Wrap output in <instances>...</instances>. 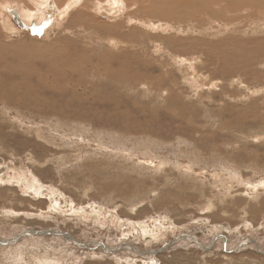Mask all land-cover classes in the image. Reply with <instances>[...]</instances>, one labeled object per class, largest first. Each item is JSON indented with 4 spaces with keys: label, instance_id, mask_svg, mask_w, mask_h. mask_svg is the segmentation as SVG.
Here are the masks:
<instances>
[{
    "label": "rangeland",
    "instance_id": "1",
    "mask_svg": "<svg viewBox=\"0 0 264 264\" xmlns=\"http://www.w3.org/2000/svg\"><path fill=\"white\" fill-rule=\"evenodd\" d=\"M194 1L198 2L193 9V14L190 12L189 17H186L187 12L184 11L186 19L183 18L182 21L178 19L183 12L182 8H185L184 5L191 7ZM215 1L217 0H125L126 3L132 4L131 9L126 8L125 5L120 14L116 12L113 15L108 9H101L104 11L103 14L95 10V6L94 9L89 7L87 11L82 10L81 12H84L82 14L86 16L87 13L93 16V21L96 18L94 22H97L99 26L95 30H88L91 34L85 30L88 35L78 29L69 30L70 32L66 30L72 22L70 19L73 15L57 20L56 22L61 24L58 23V28L51 32H47L42 26H39L40 29L36 26L38 30L20 28L14 21L11 23L18 29L15 37H13L14 34L9 36L4 32L8 30L0 28L6 45L25 42L22 45V51H25L31 48L30 42L38 44L43 41L42 46L49 47L46 56L54 53L53 58H61L58 61H55L56 58L54 61L52 57L49 58L57 67H60L58 70L54 66V70L49 69L50 61L39 60L33 55L35 52L32 50L25 51L28 54L26 58H21L19 63L24 66L23 63L29 61L30 67L39 70L38 72L45 76L38 80L37 75L23 72L24 74L18 77L4 80V87H0V107H2L0 108V264H16L17 262V264H39L40 262H47L46 264H144L145 262V264H264L263 227L256 233L250 234L245 229L248 226H244L245 223L250 227L253 226L252 220H254L255 228L264 226V186H262L264 185V60L253 63L246 56L239 58L230 54L235 51L241 54L243 50L237 45L246 43L247 46L251 45L252 53L260 57L264 56L262 52L264 45L250 44L253 41L258 42V39L261 42L264 38V28H262L264 27V9L257 8L243 12V9L249 8L247 4L250 2L246 5L245 2L238 1L214 4ZM161 2L176 4L175 8L170 9L171 13L163 11L168 19H172L174 11L175 15L171 23L169 20L162 23L163 20L150 17L153 13L152 9ZM8 3L17 4L24 10L29 6L27 3L23 6L22 0H1L0 5L5 6ZM234 4L238 7L232 6ZM14 7L17 8L16 11L21 18L20 23L23 25L21 9ZM197 10L198 13H195ZM201 10L208 13L210 17L207 14V18L204 13L200 15ZM89 12H93V15ZM174 19L179 21L177 20L176 23ZM147 20L149 24L146 23ZM156 23L159 26H156ZM149 27L152 30H149ZM187 27L191 29L188 28L191 32L186 31ZM45 33L49 34L43 39ZM60 33L63 35L60 36ZM93 39L94 41H91ZM74 40L78 42L82 40L84 43L81 41L78 44L75 57L72 56L69 61L64 62L60 54L70 53L68 45L66 48L65 45L75 42ZM103 40L104 43H102ZM111 40L122 42L121 46L118 43L115 49L110 47L112 44L108 41ZM133 42H136L135 45ZM105 43L110 44L112 51ZM171 43H175V46ZM192 44L196 48H193ZM246 45L244 48L247 47ZM52 46L53 48H50ZM80 50L84 51L83 54L81 53L84 57L80 54ZM200 50L202 58L198 56ZM92 52L91 63L85 65L86 54L89 55ZM210 55L218 60L216 62L219 64L212 61L213 58ZM119 60L127 61L126 65L119 64ZM146 61L149 64L144 65ZM11 63L16 65L15 62ZM77 63H83V66ZM77 66L79 67L76 68ZM119 68L126 71L123 77L117 74ZM223 70H229L231 74H227V71L223 73ZM240 72L242 75L239 74ZM138 74L141 76L139 80H137ZM0 75L3 78L1 72ZM44 79H46L45 82ZM170 80L174 84L169 82ZM81 104L82 107H80ZM60 124H62L61 127ZM83 130L87 133L86 136ZM80 135L85 137L81 138ZM69 140L75 142L72 143ZM116 143L119 144L115 145ZM223 143L226 145L224 146ZM99 145H102L104 149ZM192 145L194 148H191ZM214 150L217 153H214ZM135 151L139 152L135 153ZM237 160L241 162L239 163L241 167L238 166ZM217 162L221 164H219L221 168ZM251 163L254 166L253 169H251ZM242 168L248 170L245 171ZM255 184L259 187L256 188ZM250 186L252 187L247 189ZM44 188L45 191H43ZM252 188L256 189L252 191ZM197 190L198 192L195 193ZM211 197L215 199L220 197L221 202L225 199L228 210L222 209L224 205L221 203L220 207V202L217 200L219 203H216ZM173 198L174 201L175 199L178 201L175 203ZM163 201L169 203L168 207L167 203H162ZM128 203L131 205L129 206ZM240 203L245 209L246 204L251 206L246 209L245 216L240 213L243 208L238 210ZM214 204L219 205L214 207ZM69 207L75 210L69 212ZM93 208L96 211L88 215ZM206 208L210 211L205 210ZM108 216L114 219L111 220ZM166 218L169 222L165 220ZM213 218L216 220L211 221ZM210 223L217 224L218 227L224 225L225 227H222L226 230L239 229L240 232L233 235L232 233L227 235L224 231L216 232L212 230ZM132 224L140 226L141 230H133ZM184 228H187L186 231ZM187 231L195 237L197 243L183 240L184 234H190ZM222 232L226 238L221 242L222 235L219 233L223 234ZM146 234H150L151 237L147 238ZM215 237H218L219 243L215 244V248L203 253L201 245L207 248ZM249 239L257 243L261 253L253 244L245 245ZM60 243H62L61 246ZM166 245L167 247H164ZM241 247L244 249L239 252ZM155 251L156 254L153 253ZM13 260L16 262L12 263Z\"/></svg>",
    "mask_w": 264,
    "mask_h": 264
},
{
    "label": "bare ground",
    "instance_id": "2",
    "mask_svg": "<svg viewBox=\"0 0 264 264\" xmlns=\"http://www.w3.org/2000/svg\"><path fill=\"white\" fill-rule=\"evenodd\" d=\"M135 1V0H134ZM142 1V0H141ZM151 1V0H150ZM169 1V0H168ZM173 1V0H172ZM200 1V0H199ZM232 1H238V2H245V5H246V3H248V2H250V3H248L247 5H248V7L249 8H246V9H243V10H241V11H243V12H247L248 10H253V9H264V0H217V1H215V3L214 4H216V2H218V3H231ZM0 2H1V0H0ZM22 5L23 6H25V4L27 3L29 6L27 7V8H25V10L21 7V6H19V5H17V4H14V3H8V4H6L5 6H1L0 5V28L1 29H4V30H8V31H4V32H6V33H8V35L10 36V35H13L14 34V36L13 37H15V35L18 33V29L16 28V26L14 25V24H12L11 23V21H14L15 22V20H14V13L19 17V15H18V13H17V8H15L14 6H17L18 8H20L21 9V11H22V22H23V25L21 24V25H18V24H16V25H18L20 28H32V29H36V26H42L43 28L45 27L46 28V31L47 32H51V31H54V29L58 26V23L59 22H56L57 20H59L61 17H64V18H69V17H71L72 15V18L70 19L72 22H71V24H69V26H68V28L66 29V30H68V32H70L69 30H77L78 29V31L79 30H82V32L85 34V35H88L87 33L90 31V29H91V31L94 29L95 30V28H97L98 26H99V24L97 23V22H94L95 20H96V18H94V21H93V16H90V15H87V13H86V16H84L82 13H84V12H81L82 10L84 11L85 9V11H87L88 9H89V7L90 8H93L94 6H95V10H98V12L99 11H101V9H104V10H106V9H108V11L110 12V13H112L111 15H113L114 13H119L120 14V12H122L123 10H124V6L126 5V8H128L129 10L131 9V5L132 4H129V3H126L125 2V0H123L122 2H120V0H22ZM149 2V1H148ZM159 2V1H158ZM171 2V1H170ZM170 2H161L159 5H156L155 7H154V9H152L153 10V13H151L150 14V17H155V18H157L158 20H160V21H164V22H162V23H166L165 21L166 20H169L170 21V23H171V20L174 18V15H175V13H173L172 12V14H174V15H172L173 17H172V19H168V18H166V17H168V16H166V14L165 13H163V11L164 12H170L171 13V11H170V9L172 8V7H174V6H176V4H174V3H170ZM176 2V1H175ZM185 2V1H184ZM187 2V1H186ZM185 2V3H186ZM189 2V1H188ZM191 2V1H190ZM196 2H198V1H194L193 3H192V6L191 7H189L188 5H184L185 6V8H182V14L180 15V17H178V19H180L181 21L183 20V18L184 19H186L185 18V14H184V11L185 12H187V16L186 17H189V15H190V12H192V14H193V9L195 8V6L197 5L196 4ZM208 2V1H207ZM206 2V3H207ZM131 3V2H130ZM210 3V2H209ZM54 4V6H52ZM148 4V3H147ZM212 4H213V2H212ZM237 4V3H236ZM208 5V4H207ZM209 5H211V4H209ZM223 5V4H222ZM240 5V4H239ZM56 6H58V7H56ZM135 6V5H134ZM147 6V5H146ZM230 6V5H229ZM232 6H237V5H232ZM183 7V6H182ZM199 7V6H198ZM217 7V6H216ZM215 7V8H216ZM238 7V6H237ZM243 7V6H242ZM241 7V8H242ZM132 8H134V7H132ZM153 8V7H152ZM175 8V7H174ZM197 8V7H196ZM201 8V7H200ZM214 8V9H215ZM218 8V7H217ZM225 8V7H224ZM240 8V7H239ZM49 9H51V10H49ZM94 9V8H93ZM127 9V10H128ZM180 8L178 7V10H179ZM202 9H204V8H202ZM205 9H207V8H205ZM210 9V8H209ZM220 9H223V8H220ZM219 9V10H220ZM237 9V8H236ZM208 10V9H207ZM216 10H218V9H216ZM233 10H234V8H233ZM19 11V10H18ZM90 11H91V9H90ZM107 11V12H108ZM136 11V10H135ZM211 11V10H210ZM209 11V12H210ZM223 11H225V10H223ZM234 11H236V10H234ZM238 11V10H237ZM94 12H96V11H94ZM101 12H103V14H104V11H101ZM148 12H149V10H148ZM180 12V11H179ZM214 13H216V12H218V11H213ZM213 12H212V14H213ZM220 12H222V10L220 11ZM89 13H91V12H89ZM93 13V12H92ZM91 13V14H92ZM97 13V12H96ZM100 13V12H99ZM140 13V12H139ZM178 13V12H177ZM195 13H198V10H197V12H195ZM200 13H204V15L206 14L203 10H201V12H199V14ZM106 14V13H105ZM138 14V13H137ZM142 14V13H141ZM146 14V13H145ZM168 14V13H167ZM191 14V15H192ZM208 14V13H207ZM207 14H206V16H207ZM219 14V13H218ZM217 14V15H218ZM93 15V14H92ZM97 16L99 15V14H96ZM201 15V14H200ZM203 15V16H204ZM220 15H222V14H220ZM100 16V15H99ZM120 16V15H119ZM138 16V15H137ZM149 16V15H148ZM170 16V15H169ZM208 16L210 17V15L208 14ZM208 16H207V18H208ZM214 16V15H213ZM212 16V17H213ZM219 16V15H218ZM229 16V15H228ZM13 17V18H12ZM117 17V16H116ZM115 17V18H116ZM130 17H132V16H130ZM194 17H196V16H194ZM110 18H113V17H110ZM143 18V17H142ZM155 18H153V19H155ZM177 18V17H176ZM190 18H191V16H190ZM19 19L21 20V18L19 17ZM133 19V18H132ZM135 19V18H134ZM177 19V20H178ZM192 19V18H191ZM196 19V18H195ZM213 19H214V17H213ZM221 19V18H220ZM19 20V21H20ZM64 20V19H63ZM137 20H140V19H137ZM175 20V19H174ZM173 20V21H174ZM177 20H175L176 21V23H177ZM187 20H189V19H187ZM187 20H184V21H186L187 22ZM68 21V20H67ZM89 21V22H88ZM91 21V22H90ZM144 22H145V20H143ZM151 21V20H150ZM168 21V22H169ZM179 21V20H178ZM196 21V20H195ZM198 21V20H197ZM16 22L18 23V20L16 19ZM15 22V23H16ZM127 22V21H126ZM129 22V21H128ZM135 22H136V20H135ZM138 22H140V21H138ZM137 22V23H138ZM157 22V21H156ZM186 22H185V24H186ZM209 22V21H208ZM264 22V21H263ZM63 23H65V22H63ZM96 23V24H95ZM141 23V22H140ZM146 23H148V20H147V22ZM145 23V24H146ZM150 23V22H149ZM148 23V24H149ZM180 23V22H179ZM193 23H194V20H193ZM193 23H192V25H193ZM236 23H238V22H236ZM59 24H61V23H59ZM147 24V25H148ZM200 23H198V25H199ZM208 24V23H207ZM258 24V23H257ZM261 24V23H260ZM63 25V24H62ZM163 25V24H162ZM170 25V24H169ZM179 25V24H178ZM181 25H182V23H181ZM192 25H191V27H192ZM262 25V24H261ZM61 26V25H60ZM66 26V25H65ZM145 26V25H144ZM143 26V27H144ZM151 26H153V25H151ZM156 26H159V24L158 23H156ZM171 26H174V25H172L171 24ZM184 26H186V25H184ZM190 26V25H189ZM61 27H64V26H61ZM108 27V26H107ZM117 27V26H116ZM179 27H180V25H179ZM250 27V26H249ZM58 28V27H57ZM60 28V27H59ZM89 28V29H88ZM123 28V27H122ZM142 28V27H141ZM145 28V27H144ZM143 28V29H144ZM150 28V27H149ZM162 28V27H161ZM160 28V29H161ZM172 28V27H171ZM186 28V27H185ZM188 28L189 27H187V32L189 31L188 30ZM262 28H264V27H262ZM133 29V28H132ZM145 29H147V28H145ZM179 29V28H178ZM190 29V28H189ZM260 29H261V27H260ZM60 30V29H59ZM61 30H63V29H61ZM85 30H89L88 32H85ZM105 30H106V28H105ZM135 30V29H134ZM149 30H152L151 28L149 29ZM159 30V29H158ZM174 30V29H173ZM180 30V29H179ZM191 30V29H190ZM178 31V30H177ZM60 32H62V31H60ZM81 32V31H80ZM94 32V31H93ZM130 32V31H129ZM179 32V31H178ZM182 32V31H181ZM189 32H191V31H189ZM188 32V33H189ZM10 33H12V34H10ZM58 33V32H57ZM67 33V32H66ZM66 33H64V34H66ZM74 33V32H73ZM72 33V34H73ZM77 33V32H76ZM79 33V32H78ZM177 33V32H176ZM46 35H44V38L43 39H45L47 36H48V34L49 33H45ZM80 34V33H79ZM89 34H91L90 32H89ZM122 34V33H121ZM7 35V36H8ZM63 35V33L61 34L60 33V36H62ZM74 35H76L77 36V34H74ZM93 35H94V33H93ZM96 35V34H95ZM124 35V34H123ZM217 35V34H216ZM59 36V37H60ZM65 36V35H64ZM63 36V37H64ZM70 36H72V35H70ZM81 36V35H80ZM80 36L78 37V38H80ZM91 36V35H90ZM90 36H89V39H90ZM97 36V35H96ZM95 36V37H96ZM109 36V35H108ZM175 36V35H174ZM2 37H4L3 36V34L0 32V72H1V74L3 75V78L1 77V75H0V87H4V80H10V79H12L13 77H18V75H22V73L24 72V73H28V74H34V75H37V79L38 80H40V78L42 77L43 78V75L41 74V73H39L38 71L39 70H37V69H34V68H32V67H30L31 66V63L28 61V63H26V62H24L23 64H24V66L21 64V63H19V61L21 62V58L22 59H24V58H26V56H27V52H25V51H29L30 52V50H32L33 52H35L33 55H35L39 60H48V61H50V62H48L49 63V69H51V68H55L54 66H56L55 65V62H53L54 61V58H56L57 59V57H52V55H54V53L53 54H51V55H49V56H46V53L48 52V50L47 49H49V47H43L42 46V43H43V41H42V43L41 42H39L38 44H36V43H32V42H30L31 44H29V46H31V48L29 47L28 49H26L25 51H22L23 50V44L25 43H23L22 44V42H19V43H17V44H15V43H12L10 46L9 45H6V40H4V38H2ZM65 37H67V36H65ZM73 37V36H72ZM87 37V36H86ZM94 37V36H93ZM97 37H99V36H97ZM104 37H106V36H104ZM122 37V36H121ZM133 37V36H132ZM68 38H70V37H68ZM77 38V37H76ZM107 39H108V37H106ZM127 38V37H126ZM263 38V37H262ZM96 39V38H95ZM98 39V38H97ZM112 39V38H111ZM118 39V38H117ZM116 39V40H117ZM137 39V38H136ZM204 39V38H203ZM7 40H9V39H7ZM79 40V39H78ZM82 40H83V38H82ZM82 40H80V42L82 41ZM105 40V39H104ZM104 40H103V42L102 43H104ZM127 40V39H126ZM10 41V40H9ZM75 41V40H74ZM86 41V40H85ZM89 41V40H88ZM91 41H94V39L93 40H91ZM96 41V40H95ZM102 41V40H101ZM128 41H130L129 39H128ZM127 41V42H128ZM176 41V40H175ZM12 42V41H11ZM15 42V41H14ZM55 42V41H54ZM64 42V41H63ZM73 42V41H72ZM80 42H78V41H75V42H73V43H67L66 45H65V48L67 47V45H68V49H70L71 50V52L70 53H66V52H64V53H62V54H60V56L62 57V59L64 60V62L65 61H69V59H71L72 58V56H74L75 54H77V52H78V50H77V47H78V44L80 43ZM83 43H84V41H82ZM120 41H108V43H111L112 45L110 46V47H112V48H116L117 47V44L119 43ZM174 42V41H173ZM178 42V41H177ZM176 42V43H177ZM186 42V41H185ZM239 42H240V40H239ZM248 42H250V41H248ZM48 43V42H47ZM92 43V42H91ZM96 43V42H95ZM98 43V42H97ZM96 43V44H97ZM99 43H100V40H99ZM101 43V44H102ZM107 43V44H108ZM122 43V42H121ZM121 43H119L120 44V46H121ZM124 43V42H123ZM134 43V45H135V43L136 42H133ZM132 43V44H133ZM179 43V42H178ZM181 43H183V42H181ZM181 43L179 44V45H181ZM216 43V42H215ZM233 43V42H232ZM241 43H242V41H241ZM257 43H259V44H261V45H264V38L261 40V42H259V39H258V42L256 41H253V42H250V44H252V45H256ZM33 44V45H32ZM54 44L55 43H53V46H54ZM86 44H88V42L86 43ZM90 44V43H89ZM96 44H94L95 46H96ZM101 44H99V45H101ZM106 44V43H105ZM106 44V45H107ZM131 44V45H132ZM170 44V43H169ZM171 44H173V43H171ZM186 44V43H185ZM198 44H200V43H198ZM208 44V43H207ZM217 44V43H216ZM236 44H237V42H236ZM239 45H237L241 50H243V52L241 53V54H239V53H235V52H231L230 54L232 55V56H237V57H242V56H246V57H248L249 58V60L251 61H253V63L254 62H256V63H259V62H261V61H263L264 60V56L262 57H260V55H256V54H254V53H252V47H251V45L250 46H247L246 45V43L244 44V43H242V44H240V43H238ZM83 45V44H82ZM81 45V46H82ZM109 45L110 44H108V47H109ZM129 45V44H128ZM127 45V46H128ZM130 45V46H131ZM138 45V44H137ZM142 45V44H141ZM140 45V46H141ZM244 45H246L247 47H245L244 48ZM53 46L52 47H50V48H53ZM89 46V45H88ZM92 46V45H91ZM102 46H104V45H102ZM114 46V47H113ZM119 46V45H118ZM123 46V45H122ZM173 46H175V43L173 44ZM176 46H177V44H176ZM194 45L192 44V47H193ZM211 46V45H210ZM55 47V46H54ZM85 47V46H84ZM87 47V46H86ZM90 47V46H89ZM93 47V46H92ZM97 47H99V46H97ZM109 47V48H110ZM125 47V46H124ZM170 47V46H169ZM177 47H179V46H177ZM254 47V46H253ZM261 47V46H260ZM105 48V47H104ZM112 48H110V50L112 49ZM122 48V47H121ZM171 48V47H170ZM183 49L185 48V47H182ZM193 48H196V47H193ZM198 48V47H197ZM229 48H230V46H229ZM256 48V47H255ZM81 49H82V47H81ZM88 49V48H87ZM90 49H91V47H90ZM89 49V50H90ZM106 49V48H105ZM104 49V50H105ZM132 49V48H131ZM134 49V48H133ZM138 49V48H137ZM172 49H174V48H172ZM177 49V48H176ZM180 49V48H179ZM186 49V48H185ZM263 49V48H262ZM51 50V49H50ZM49 50V51H50ZM100 50V49H99ZM124 50V49H123ZM127 50V49H126ZM130 50V49H129ZM142 50V49H141ZM175 50V49H174ZM197 50V49H196ZM202 50V49H201ZM201 50H200V55H198L199 57L202 55V53H201ZM86 51V50H85ZM90 51H92V50H90ZM112 51V50H111ZM115 51H117V50H115ZM183 51H185V50H183ZM260 51V50H259ZM82 52H84V51H82ZM81 52V50H80V54L82 53ZM95 52V51H94ZM99 51H97V53H98ZM101 52V51H100ZM106 52H109V51H106ZM138 52H139V50H138ZM176 52H178V51H176ZM179 52H180V50H179ZM191 52V51H190ZM262 52H264V51H262ZM57 53V52H56ZM86 53V52H85ZM87 53H89V52H87ZM105 53V52H104ZM119 53V52H118ZM117 53V54H118ZM229 53V52H228ZM253 55H252V54ZM31 54V53H30ZM79 54V55H80ZM83 54V53H82ZM81 54V55H82ZM95 54V53H94ZM107 54V53H106ZM113 54V53H112ZM112 54H108V55H112ZM132 54V53H131ZM136 54V53H135ZM208 54H211V53H208ZM259 54H260V52H259ZM32 55V56H33ZM96 55H98V54H96ZM124 55V54H123ZM133 55V54H132ZM222 55V54H221ZM230 55V56H231ZM262 55H263V53H262ZM31 56V57H32ZM83 56V55H82ZM86 58L87 59H84L85 60V65L86 64H89V63H91V58L93 57V52L91 53V54H89V55H87L86 54ZM113 56V55H112ZM112 56H111V58H112ZM193 56V55H192ZM194 56H196V54L194 55ZM198 56H196V58L198 57ZM213 59H212V61H214V62H216V61H218V60H216L212 55H210ZM51 57L53 58V61L52 60H50L51 59ZM75 57V56H74ZM78 57H80V56H78ZM78 57H76V58H78ZM84 57V56H83ZM103 57H105V56H103ZM103 57H99V58H102L103 59ZM108 57V56H107ZM125 57V56H124ZM129 57H130V55H129ZM143 57V56H142ZM207 57V56H206ZM229 57V56H228ZM37 58H35V59H37ZM50 58V59H49ZM111 58H109V60L111 61ZM118 58H119V56H118ZM117 58V59H118ZM141 57H139V59H140ZM194 58V57H193ZM200 58H202V56L200 57ZM220 58V57H219ZM245 58V57H244ZM5 59H9V61H11V62H15V64L16 65H12V63L11 62H9V61H5ZM55 59V61H58V59H60L61 60V58H58L57 60ZM74 59V58H73ZM96 59H98V58H96ZM114 59H116V58H114ZM116 59V60H117ZM122 59H124V58H122ZM126 59V58H125ZM128 59H130V58H128ZM138 59V58H137ZM205 59H207V58H205ZM209 59H211L210 57H209ZM237 59V58H236ZM247 59V58H246ZM59 60V61H60ZM77 60V59H76ZM75 60V61H76ZM100 60V59H99ZM108 60V61H109ZM121 60V59H120ZM120 60H119V62H120ZM142 60V59H141ZM179 60V59H178ZM195 60V59H194ZM41 61V62H42ZM80 61V60H79ZM104 61V60H103ZM112 61H113V59H112ZM115 61V60H114ZM143 61V60H142ZM154 61V60H153ZM195 61H197V60H195ZM231 61V60H230ZM233 61V60H232ZM244 61H245V59H244ZM249 61V62H250ZM251 61V62H252ZM61 62V61H60ZM59 62V63H60ZM96 62V61H95ZM98 62V61H97ZM96 62V63H97ZM107 62V61H106ZM105 62V63H106ZM118 62V61H117ZM198 62H199V60H198ZM223 62V61H222ZM225 62V61H224ZM223 62V63H224ZM247 62V61H246ZM248 62V63H249ZM73 63H75L76 64V62H73ZM72 62H71V64H73ZM126 63H127V61H122V62H120L119 64H125L126 65ZM145 63V64H144ZM144 63H142V64H144V65H147V64H149V63H147V61L146 62H144ZM153 63V62H152ZM190 63V62H189ZM216 63H218L219 64V62H216ZM47 64V63H46ZM58 64V63H57ZM77 64H79V63H77ZM158 64V63H157ZM192 64V63H191ZM221 64V63H220ZM234 64V63H233ZM22 65V66H21ZM45 65V64H44ZM70 65V64H69ZM81 67L83 66V63L82 64H79ZM94 65V64H93ZM95 65H97V64H95ZM104 65V64H103ZM143 65V66H144ZM239 65V64H238ZM254 65V64H253ZM33 66V65H32ZM48 65H46V67H47ZM61 66V65H60ZM74 66V65H73ZM76 66V65H75ZM74 66V67H75ZM107 66H108V64H107ZM236 66V65H235ZM248 66H249V64H248ZM248 66H245V67H248ZM57 67V66H56ZM79 66H77L76 68H78ZM86 67V66H85ZM94 67V66H93ZM106 67V66H105ZM239 67H240V65H239ZM243 67H244V65H243ZM64 68H65V65H64ZM71 68H73V67H71ZM89 68V67H88ZM102 69H103V67H101ZM235 68V67H234ZM256 68V67H255ZM52 69V70H53ZM56 69H60V67H57ZM63 69V68H62ZM66 69V68H65ZM68 69V68H67ZM75 69V68H74ZM87 69V68H86ZM165 69V68H164ZM177 69V68H176ZM243 69V68H242ZM247 69H249V68H247ZM247 69H245V71L247 70ZM252 69V68H251ZM55 70V69H54ZM53 70V71H54ZM90 70V69H89ZM108 70H109V68H108ZM163 70V69H162ZM230 70H232V69H230ZM234 70V69H233ZM239 70V69H238ZM52 71V72H53ZM62 71V70H61ZM74 71V70H73ZM118 71V70H117ZM227 71V70H226ZM226 71H224L223 70V73L225 72L226 73ZM229 71V70H228ZM227 71V72H228ZM240 71H244V70H241L240 69ZM252 71V70H251ZM258 71V70H257ZM45 72H47V70L45 71ZM72 72V71H71ZM105 72V71H104ZM110 72V71H109ZM116 72V71H115ZM162 72V71H161ZM249 72V71H248ZM253 72V71H252ZM251 72V73H252ZM260 72V71H259ZM23 73V74H24ZM44 73V72H43ZM51 73V72H50ZM90 73V72H89ZM165 74H167L166 72H164ZM258 73V72H257ZM261 73V72H260ZM64 74V73H63ZM65 74H67V73H65ZM71 74V73H70ZM80 74H82V72H80ZM86 73H84V75H85ZM88 74V73H87ZM95 74H96V72H95ZM117 74H119L121 77H123L125 74H126V71H124V70H122L121 68H119V71H118V73ZM117 74H115V75H117ZM227 74H231L230 72H228ZM239 74H241V72L239 73ZM249 74V73H248ZM256 74V73H255ZM259 74V73H258ZM49 75V74H48ZM72 75V74H71ZM91 76H92V74H90ZM104 75V74H103ZM137 75V74H136ZM142 75V74H141ZM159 75H161V74H159ZM242 75V74H241ZM244 75V74H243ZM245 75L247 76V74L245 73ZM254 75V74H253ZM257 75V74H256ZM26 76H27V74H26ZM45 76V75H44ZM47 76V75H46ZM51 76V75H50ZM54 76V75H53ZM63 76V75H62ZM83 76V75H82ZM100 76H102L101 74H100ZM163 76H164V74H163ZM166 76V75H165ZM251 76V75H250ZM262 76V75H261ZM58 77V76H57ZM57 77H55V78H57ZM61 77V76H60ZM67 77H68V75H67ZM81 77V76H80ZM88 77V76H87ZM95 77V76H94ZM99 77V76H98ZM115 77V76H114ZM252 77V76H251ZM260 77V76H259ZM41 78V79H42ZM59 78V77H58ZM57 78V79H58ZM71 78V76L69 77V79ZM74 78V77H73ZM91 78V77H90ZM89 78V79H90ZM158 78V77H157ZM163 78V77H162ZM165 78V77H164ZM79 79H81V78H79ZM78 79V80H79ZM91 79H93V78H91ZM115 79V78H114ZM139 79H141V76L138 74V76H137V80H139ZM243 79V78H242ZM45 80L46 79H44V82H45ZM49 80V79H48ZM47 80V82H49ZM67 80V79H66ZM71 80V79H70ZM113 80V79H112ZM126 80V79H125ZM128 80V79H127ZM160 80H163V79H160ZM165 80V79H164ZM189 80V79H188ZM132 81V80H131ZM192 81V80H191ZM42 82V81H41ZM43 82V83H44ZM53 82V81H52ZM70 82V81H69ZM84 82V81H83ZM113 82V81H112ZM115 82V81H114ZM126 83H128V81H125ZM139 82V81H138ZM161 82V81H160ZM169 82H172L171 80L169 81ZM168 82V83H169ZM194 82V81H193ZM192 82V83H193ZM55 83H57V82H55ZM122 83H123V81H122ZM176 83H177V80H176ZM191 83V84H192ZM195 83V82H194ZM15 84V83H14ZM46 84V83H45ZM65 84V83H64ZM72 84H73V82H72ZM71 84V85H72ZM98 84V83H97ZM171 84V83H170ZM169 84V87L172 85V84H174V82H172V84L170 85ZM178 84V83H177ZM20 85H22V84H20ZM43 85V84H42ZM47 85V84H46ZM49 85V84H48ZM52 85H53V83H52ZM57 85V84H56ZM67 85V84H66ZM65 85V86H66ZM70 85V84H69ZM81 85H82V83H81ZM116 85V84H115ZM117 85H118V83H117ZM153 85V84H152ZM168 85V84H167ZM10 86H12V85H10ZM18 86V85H17ZM79 86V85H78ZM86 86V85H85ZM89 86V85H88ZM158 86H159V84H158ZM197 86H198V84H197ZM40 87V86H39ZM42 87V86H41ZM50 87V86H49ZM59 87V86H58ZM61 87H62V84H61ZM95 87H96V85H95ZM130 87V86H129ZM199 87V86H198ZM29 88V87H28ZM50 88H52V87H50ZM85 88V87H84ZM93 88V87H92ZM142 88H143V86H142ZM165 88H166V83H165ZM167 88H168V86H167ZM191 88V87H190ZM64 89V88H63ZM128 89H130V88H128ZM4 90H5V88H4ZM9 90V89H8ZM59 90V89H58ZM158 90V89H157ZM156 90V91H157ZM26 91V90H25ZM90 91V90H89ZM128 91V90H127ZM165 91H166V89H165ZM24 92V91H23ZM92 92V91H91ZM124 92V91H123ZM263 92V91H262ZM25 93V92H24ZM32 93V92H31ZM27 94V93H26ZM95 94V93H94ZM31 97L32 98H34L32 95H31ZM36 97V96H35ZM30 98V97H29ZM43 100H45V99H43ZM54 100V99H53ZM5 101H6V99H5ZM11 101V100H10ZM13 101H15V100H13ZM28 102V101H27ZM41 102H42V100H41ZM48 102H50V101H48ZM47 102V103H48ZM52 102V101H51ZM9 103V102H8ZM11 103V102H10ZM34 105V104H33ZM32 105V106H33ZM41 105V104H40ZM64 105V104H63ZM66 105V104H65ZM4 106V105H3ZM80 107H82V104H81V106ZM0 108H2V107H0ZM4 108H6V107H4ZM30 108V107H29ZM48 108V107H47ZM62 108V107H61ZM9 109V108H8ZM7 109V110H8ZM11 109V108H10ZM77 109V108H76ZM78 110V109H77ZM173 110V109H172ZM183 110H185V109H183ZM254 110V109H253ZM86 111V110H85ZM3 112H5V111H3ZM86 113H87V111H86ZM6 114V113H5ZM4 114V115H5ZM68 115V114H67ZM68 117V116H67ZM256 117V116H255ZM3 118H5V117H3ZM6 120V119H5ZM60 122H61V120H60ZM59 123V122H58ZM122 123V122H121ZM126 123V122H125ZM145 123V122H144ZM67 124V123H66ZM71 124V123H70ZM75 124V123H74ZM57 125V124H56ZM61 125L62 124H60V127H61ZM121 125V124H120ZM137 125V124H136ZM135 125V126H136ZM71 126H73V125H71ZM80 126H81V123H80ZM80 126H78L79 128H80ZM56 127V126H55ZM87 127V126H86ZM85 127V128H86ZM138 127V126H137ZM140 127V126H139ZM158 127V126H157ZM58 128V127H57ZM65 128V127H64ZM76 128V127H75ZM74 128V129H75ZM141 128V127H140ZM78 129V128H77ZM84 129V128H83ZM82 130V129H81ZM85 130V129H84ZM83 130V133L85 134V136H86V134L87 133H85V131ZM224 130H227V129H224ZM74 131H77V130H74ZM87 131V130H86ZM229 131V130H228ZM96 132V131H95ZM82 133V132H81ZM81 133H79V134H81ZM83 133H82V135H83ZM222 133V132H221ZM71 134H72V132H71ZM76 134H77V132H76ZM75 134V135H76ZM78 134V135H79ZM68 135H70V134H68ZM95 135H96V133H95ZM71 136V135H70ZM84 136V137H85ZM75 137V136H74ZM79 137V136H78ZM80 137H81V135H80ZM84 137H81V138H84ZM66 138V137H65ZM64 138V139H65ZM72 138H73V136H72ZM67 140V139H66ZM74 140V139H73ZM163 140V139H162ZM171 140V139H170ZM69 141H71V140H69ZM256 141V140H255ZM72 142V141H71ZM73 142H75V141H73ZM72 142V143H73ZM159 142V141H158ZM168 142V141H167ZM155 143V142H154ZM230 143V142H229ZM75 144V143H74ZM117 144H119V143H116L115 145H117ZM158 144V143H157ZM224 144V143H223ZM222 144V145H223ZM68 145V144H67ZM153 145V144H152ZM159 145H162V143H159ZM226 144H224V146H225ZM228 145V144H227ZM98 146V145H97ZM99 146H102V145H99ZM104 146H105V144H104ZM119 146V145H118ZM190 146V145H189ZM85 147V146H84ZM106 147V146H105ZM116 147V146H115ZM156 147V146H155ZM161 147V146H160ZM223 147V146H222ZM99 148V147H98ZM102 148H103V146H102ZM162 148V147H161ZM191 148H194V146L192 145V147ZM100 149V148H99ZM104 149V148H103ZM196 149V148H195ZM216 149V148H215ZM224 149V148H223ZM193 150V149H192ZM142 151V150H141ZM145 151V150H144ZM197 151H200L199 149H197ZM215 151V150H214ZM138 153L139 151H135V153ZM235 152V151H234ZM48 153V152H47ZM134 153V154H135ZM179 153V152H178ZM181 153V152H180ZM214 153H217V151H215ZM131 154H133V153H131ZM141 154V153H140ZM139 154V155H140ZM143 152H142V157H143ZM210 154V153H209ZM237 154V153H236ZM141 156V155H140ZM140 156H138V157H140ZM211 156H212V154H211ZM141 157V158H142ZM213 157V156H212ZM254 157V156H253ZM220 158V157H219ZM259 158V157H258ZM33 159H35V158H33ZM222 159V158H221ZM226 159V158H225ZM228 159V158H227ZM36 160V159H35ZM197 160V159H196ZM234 160V159H233ZM254 160H256V158L254 159ZM37 161V160H36ZM225 161V160H224ZM227 161H229V159L227 160ZM240 161V160H239ZM237 162H238V160H237ZM243 162V161H242ZM183 163V162H182ZM239 163H241V162H238V164ZM257 163V162H256ZM217 164H218V162H217ZM220 164V163H219ZM218 164V165H219ZM252 164V163H251ZM185 165V164H184ZM187 165H188V163H187ZM186 165V166H187ZM221 165V164H220ZM219 165V168H221V166ZM237 165V164H236ZM244 165V164H243ZM242 165V166H243ZM247 165V164H246ZM245 165V166H246ZM248 165H250V164H248ZM189 166V165H188ZM217 166V165H216ZM215 166V167H216ZM225 166V165H224ZM234 166H235V164H234ZM238 166H240V164L238 165ZM180 167V166H179ZM198 167V166H197ZM237 167V166H236ZM241 167V166H240ZM250 168H251V166H249ZM253 164H252V168L251 169H253ZM181 168V167H180ZM202 168V167H201ZM227 168H228V166H227ZM226 168V169H227ZM235 168V167H234ZM247 168H248V166H247ZM257 168V167H256ZM255 168V169H256ZM170 169V168H169ZM228 169H230V168H228ZM239 169V168H238ZM245 169V168H244ZM243 168H242V170H244ZM224 169H222V171H223ZM237 170V169H236ZM248 170V169H247ZM246 169H245V171H247ZM255 171V170H254ZM97 172V171H96ZM114 172V171H113ZM237 172V171H236ZM111 174V173H110ZM113 174V173H112ZM218 174V173H217ZM242 174V173H241ZM243 175V174H242ZM251 175H252V172H251ZM251 175H249V176H251ZM245 176V175H244ZM248 176V177H249ZM34 178V177H33ZM10 179V178H9ZM35 179V178H34ZM242 179H243V176H242ZM245 179V178H244ZM34 181V180H33ZM245 181V180H244ZM26 182V181H25ZM35 183V182H34ZM247 182H245V184H246ZM32 184V183H31ZM252 185V184H251ZM256 185V184H255ZM258 185V184H257ZM256 185V186H257ZM38 186H40L39 184H38ZM262 186H264V185H262ZM19 187V186H18ZM252 186H250L249 188L247 187V189H250ZM259 186H257L256 188H258ZM37 188V187H36ZM42 188V187H41ZM40 188V189H41ZM84 188V187H83ZM256 188H254V189H256ZM75 189V188H74ZM198 189V188H197ZM254 189L252 188V191H254ZM42 190V189H41ZM48 190V189H47ZM260 190V189H259ZM43 191H45V188H44V190ZM257 191V190H256ZM7 192V191H6ZM11 192V191H10ZM54 192V191H53ZM190 192H193V191H190ZM196 192H198V190L197 191H195V193ZM202 192V191H201ZM230 192H232V191H230ZM46 193V192H45ZM73 193V192H72ZM75 193V192H74ZM212 193V192H211ZM210 193V194H211ZM40 194V193H39ZM190 194V193H189ZM214 194V193H213ZM212 194V195H213ZM31 195V194H30ZM35 195V194H34ZM50 195H51V193H50ZM195 195V194H194ZM199 195H200V193H199ZM202 195H203V193H202ZM206 195V194H205ZM11 196H12V194H11ZM54 196V195H53ZM62 196V195H61ZM35 197V196H34ZM45 197V196H44ZM55 197V196H54ZM201 197V196H200ZM204 197V196H203ZM203 197H201V198H203ZM53 198V197H52ZM55 198H57V197H55ZM135 198V197H134ZM187 198V197H186ZM191 198V197H190ZM195 198V197H194ZM210 198V197H209ZM222 198V197H221ZM8 199V198H7ZM19 199V198H18ZM72 199V198H71ZM70 199V200H71ZM129 199V198H128ZM128 199H126V201L128 200ZM197 199V198H196ZM211 199H213L216 203H219L220 204V207L222 206L221 205V203L224 205V207L222 208V209H224V210H228V207H227V205H226V202H225V199H223L224 200V202H221V200H220V197L219 198H213V197H211ZM53 200V199H52ZM52 200H51V202H52ZM123 200H125V199H123ZM176 201H178L177 199H175ZM200 200V199H199ZM204 200H205V198H204ZM219 202H218V201ZM229 200V199H228ZM231 200V199H230ZM34 201V200H33ZM64 201V200H63ZM67 201V200H66ZM65 201V202H66ZM72 201V200H71ZM135 201V200H134ZM173 201H174V198H173ZM172 201V202H173ZM176 201H174L175 203H176ZM186 201H187V199H186ZM185 201V202H186ZM21 202V201H20ZM50 202V203H51ZM74 202V201H73ZM167 203L166 201H163L162 203ZM169 202V201H168ZM181 201H179V203H180ZM184 202V201H183ZM183 202H182V204H183ZM195 202V201H194ZM197 202V201H196ZM228 202V201H227ZM53 203H55V201L53 202ZM52 203V204H53ZM126 203V202H125ZM130 203V202H129ZM128 203V205L130 206L131 204H129ZM133 203V202H132ZM208 203H211V202H208ZM230 203H232V202H230ZM228 204L230 207L229 208H231V204ZM234 203V202H233ZM239 203V202H238ZM32 204V203H31ZM35 204V203H34ZM57 204H59V203H57ZM96 204V203H95ZM182 204H180V205H182ZM200 204V203H199ZM219 204H216V205H219ZM236 204V203H235ZM261 204V203H260ZM263 204V203H262ZM33 205V204H32ZM164 205V204H163ZM168 205H169V203H167V207H168ZM183 205H185V204H183ZM186 205H188V204H186ZM195 205V204H194ZM215 204H214V207L216 206ZM240 205L241 206H239L238 207V210L240 211V209L241 208H243V204L242 203H240ZM19 206H20V204H19ZM56 206H58V205H56ZM96 206V205H95ZM133 206V205H132ZM178 206V205H177ZM192 206V205H191ZM29 207V209H30V205L28 206ZM73 207H75V206H73ZM193 208H195L194 206H192ZM198 207V206H197ZM219 207V206H218ZM246 209H248V208H250L251 206L249 205V204H246ZM253 207V206H252ZM33 208V207H32ZM69 208H71V209H69ZM68 208V211L70 212V210L71 211H73V210H75V209H73L72 207H69ZM76 208V207H75ZM81 208V207H80ZM99 208V207H98ZM178 208V207H177ZM185 207H183V209H184ZM217 208V207H216ZM233 208V207H232ZM235 208H237V206L235 207ZM258 208V207H257ZM37 208H35V210H36ZM56 209V208H55ZM83 209V208H82ZM131 209H132V207H131ZM163 209V208H162ZM170 209V208H169ZM173 209V208H172ZM187 209V208H186ZM209 208H206L205 210H207V211H210V209L208 210ZM246 209L245 208H243V210L242 211H240V213L241 214H243L244 216H245V214L244 213H246L247 211H246ZM253 209V208H252ZM46 210V209H45ZM50 210V209H49ZM65 210V209H64ZM84 210H85V208H84ZM115 210V209H114ZM195 210V209H194ZM199 210V209H198ZM231 210V209H230ZM229 210V211H230ZM38 211H40V210H38ZM67 211V210H66ZM96 211V209H92V211H90L89 212V214L88 215H91L93 212H95ZM108 211V210H107ZM181 211V210H180ZM221 211V210H220ZM223 211V210H222ZM246 211V212H245ZM252 211V210H251ZM254 211V210H253ZM262 211H263V206H262ZM37 212V211H36ZM48 212V211H47ZM52 212V211H51ZM62 212V211H61ZM78 212H79V209H78ZM85 212V211H84ZM128 212V211H127ZM237 212V211H236ZM3 213V212H2ZM11 213V212H10ZM24 213V212H23ZM42 213V212H41ZM44 213V212H43ZM49 213V212H48ZM72 213V212H71ZM70 213V214H71ZM75 213V212H74ZM74 213H72V214H74ZM83 213V212H82ZM108 213V212H107ZM170 213V212H169ZM173 213V212H172ZM218 213H220L219 211H218ZM230 213V212H229ZM256 213V212H255ZM255 213L253 214V216L255 215ZM1 214V213H0ZM4 215H5V213H3ZM9 214V213H8ZM14 214V213H13ZM29 214V213H28ZM31 214V213H30ZM34 214V213H33ZM174 214V213H173ZM224 214V213H223ZM231 214V213H230ZM239 214V213H238ZM260 214V213H259ZM7 215V214H6ZM79 215V214H78ZM86 215V214H85ZM94 215V214H93ZM177 215V214H176ZM179 215V214H178ZM181 215V214H180ZM219 215V214H218ZM222 215V214H221ZM229 215V214H228ZM237 215V214H236ZM24 216V215H23ZM31 216H33V215H31ZM42 217H43V215H41ZM40 216V217H41ZM83 216V215H82ZM111 216V215H110ZM188 216H190V215H188ZM220 216V215H219ZM230 216V215H229ZM232 216V215H231ZM230 216V217H231ZM242 216V215H241ZM240 216V217H241ZM48 217H49V215H48ZM78 217V216H77ZM109 217V216H108ZM114 217H115V215H114ZM215 217H218V216H215ZM223 217V216H222ZM233 217V216H232ZM25 218H26V216H25ZM29 218H32V217H29ZM45 218H46V216H45ZM50 218V217H49ZM53 218V217H52ZM83 218V217H82ZM88 218V217H87ZM110 219H111V217H109ZM181 218H182V216H181ZM184 218V217H183ZM206 218V217H205ZM226 218V217H225ZM238 218V217H237ZM112 219H114V218H112ZM111 219V220H112ZM248 219H250V218H248ZM247 219V220H248ZM28 220H30V219H28ZM94 220V219H93ZM108 220V219H107ZM110 220V221H111ZM167 222H169V219H165ZM202 220V219H201ZM209 220V219H208ZM216 219L215 218H213L211 221H215ZM233 220V219H232ZM235 220V219H234ZM27 221V220H26ZM96 221V220H95ZM206 221V220H205ZM223 221V220H222ZM253 222H254V220H252ZM255 221H256V219H255ZM108 222V221H107ZM151 222H152V220H151ZM160 222V221H159ZM158 222V223H159ZM242 222V221H241ZM244 222V221H243ZM250 222V221H249ZM251 223V224H253V226H254V223ZM110 223V222H109ZM111 223H112V221H111ZM117 222H115V224H116ZM153 223V222H152ZM161 223V222H160ZM93 224V223H92ZM129 224V223H128ZM203 224V223H202ZM204 224H205V222H204ZM206 224H207V221H206ZM205 224V225H206ZM210 224H212V223H210ZM223 224V223H222ZM228 224V223H227ZM114 225V224H113ZM131 225V224H130ZM134 224H132V228H133V230L135 229L136 231H139V230H141V228H140V226H138L137 227V225L135 224L134 226H133ZM153 225V224H152ZM157 225V224H156ZM163 225V224H162ZM229 225V224H228ZM248 226V227H244L245 229H247V231L251 234V232H252V234H254V233H256V231L258 230V229H260L261 230V228L263 227V230H264V226H262V225H260L261 227H253L252 225H251V227H250V225L249 224H247V223H245L244 224V226ZM32 226V225H31ZM142 226V225H141ZM212 226V230L213 231H216V232H219V231H224V233L225 234H227V235H231V233H232V235L233 234H235L236 232H238L239 231V229L237 230H226L224 227V225H222V226H224V227H222V226H217V224H212L211 225ZM159 227V226H158ZM208 227V226H207ZM236 227H238V226H236ZM241 227H243L242 225H241ZM130 228V227H129ZM181 228H183V227H181ZM126 229V228H125ZM131 229V228H130ZM142 229H143V227H142ZM186 229L187 228H184V230L186 231ZM211 229V228H210ZM216 229V230H215ZM231 229V228H230ZM26 230V229H25ZM55 230V229H54ZM156 230V229H155ZM57 231V230H56ZM127 231V230H126ZM155 232H157V230L155 231ZM240 232V231H239ZM47 233H48V231H47ZM177 233V232H176ZM187 233H190V232H188L187 231ZM223 233V232H222ZM221 234V233H219V235H222L221 236V242L222 241H225V238L226 237H224L225 236V234ZM28 234H29V232H28ZM58 234V233H57ZM140 234V233H139ZM141 235V234H140ZM178 235H181V234H178ZM57 236V235H56ZM55 236V237H56ZM127 236V235H126ZM146 236L148 237V238H150L151 236H150V234H146ZM23 237V236H22ZM29 237V236H28ZM41 237V236H40ZM141 237H142V235H141ZM144 237V236H143ZM183 240H190L191 241V243H195V237H193L192 235H191V233L190 234H184L183 235ZM20 238V237H19ZM27 238V237H26ZM127 238V237H126ZM125 238V239H126ZM144 238H146V237H144ZM190 238H194V239H190ZM61 239V238H60ZM181 239V238H180ZM218 237H215L214 239H212V241L210 242V244L207 246V248H205V246L203 245V247L201 248V249H203V253H206V252H204V251H209L210 249H213V248H215V244L217 245V243H219V242H217L218 240ZM252 239H255V238H253L252 237ZM252 239H249L247 242H246V244L245 245H247L248 243H251V244H253L254 246H255V248L257 249V251L259 252V253H261V251L258 249V247H257V243L256 242H254ZM8 240V239H7ZM15 240V239H14ZM28 240V239H27ZM68 240V239H67ZM173 240V239H172ZM175 240V239H174ZM9 241V240H8ZM32 241V240H31ZM69 241V240H68ZM178 241V240H177ZM180 242L182 241V240H179ZM197 241V240H196ZM29 242V241H28ZM62 242V241H61ZM9 243V242H8ZM24 243V242H23ZM26 243V242H25ZM31 243V242H30ZM131 243V242H130ZM134 243V242H133ZM61 244L62 243H60V246H61ZM69 244V243H68ZM73 244V243H72ZM85 244V243H84ZM176 244V243H175ZM189 244V243H188ZM243 244V243H242ZM30 245V244H29ZM223 245V244H222ZM244 245V244H243ZM25 246V245H24ZM33 246H34V244H33ZM163 246V245H162ZM186 246V245H185ZM249 246V245H248ZM15 247V246H14ZM35 247V246H34ZM71 247H73V246H71ZM70 247V248H71ZM103 247V246H102ZM126 247V246H125ZM128 247V246H127ZM129 247H131L132 249H134L133 248V246H130L129 245ZM164 247H167V245L166 246H164ZM187 247V246H186ZM219 247V246H218ZM10 248V247H9ZM20 248H22V247H20ZM37 248V247H36ZM74 248H75V246H74ZM236 248V247H235ZM17 249V248H16ZM15 249V251H17ZM106 249H107V247H106ZM105 249V250H106ZM110 249V248H109ZM244 249V247H241V248H239V252H241L242 250ZM30 250V249H29ZM11 251V250H10ZM31 251V250H30ZM30 251H29V253H30ZM34 251V250H33ZM55 251H57V250H55ZM224 251H226V249L224 250ZM13 252V251H12ZM11 252V253H12ZM35 252H36V250H35ZM43 252V251H42ZM46 252V251H45ZM58 252V251H57ZM134 252V251H133ZM157 252H159V250L157 251ZM156 251L155 252H153V253H157ZM227 252H229V251H227ZM26 253V252H25ZM32 253V252H31ZM47 253V252H46ZM50 253H51V251H50ZM53 253H55V252H53ZM4 254V253H3ZM44 254V253H43ZM67 254H69V253H67ZM72 253H70L69 255H71ZM77 254V253H76ZM92 254V253H91ZM90 254V255H91ZM112 254V253H111ZM118 254V253H117ZM123 254V253H122ZM127 254V253H126ZM139 254V253H138ZM143 254V253H142ZM242 254V253H241ZM6 255V254H5ZM11 255V254H10ZM14 255H16V254H14ZM17 255H20V254H17ZM66 255V254H65ZM83 255V254H82ZM85 255H87V253L85 254ZM113 255V254H112ZM129 255V254H128ZM149 255V254H148ZM162 255V254H161ZM4 256V255H3ZM38 256V255H37ZM120 256V255H119ZM118 256V257H119ZM125 256V255H124ZM135 256H137V255H135ZM164 256V255H163ZM17 257V256H16ZM21 257V256H20ZM69 257H71V256H69ZM113 257H115V256H113ZM117 257V258H118ZM132 257V256H131ZM148 257V256H147ZM170 257V256H169ZM172 257H173V255H172ZM5 258V257H4ZM13 258H15V256H13ZM51 258V257H50ZM77 258V257H76ZM134 258V257H133ZM136 258V257H135ZM142 258V257H141ZM140 258V259H141ZM164 258V257H163ZM190 258V257H189ZM6 259V258H5ZM7 259H9L10 260V258H8L7 257ZM16 259V258H15ZM19 259V258H18ZM43 259V258H42ZM74 259H75V257L73 258V260L72 261H74ZM102 259H103V257H102ZM124 259V258H123ZM148 259V258H147ZM155 259H157V258H155ZM162 259V258H161ZM175 259V258H174ZM188 259V258H187ZM187 259H186V261H187ZM17 260V259H16ZM37 260V259H36ZM41 260V259H40ZM43 260H45V259H43ZM125 260V259H124ZM126 260H127V258H126ZM136 260V259H135ZM150 260V259H149ZM160 260V259H159ZM167 260V259H166ZM227 260V259H226ZM7 261V260H6ZM10 261H12V260H10ZM14 262H12V263H15L16 261L15 260H13ZM18 261V260H17ZM47 261V260H46ZM50 261V260H49ZM54 261H55V259H54ZM77 261V260H76ZM78 261H80V260H78ZM121 261V260H120ZM128 261V260H127ZM174 261H176V260H174ZM185 261V260H184ZM38 262V261H37ZM115 262V261H114ZM123 262V261H122ZM171 262V261H170ZM177 262V261H176ZM188 262V261H187ZM226 262V261H225ZM228 262V261H227ZM226 262V263H227ZM231 261H229V263H230ZM10 263V262H9ZM18 263V262H17ZM16 263V264H17ZM26 263V262H25ZM39 263V262H38ZM41 263V262H40ZM39 263V264H40ZM47 262H45V263H41V264H46ZM69 263V262H68ZM75 263V262H74ZM126 263V262H125ZM146 263V262H145ZM144 263V264H145ZM156 263V262H155ZM189 263V262H188ZM63 264V263H62ZM67 264V263H66ZM119 264V263H118ZM131 264H133V263H131ZM148 264V263H147ZM186 264V263H185ZM228 264V263H227Z\"/></svg>",
    "mask_w": 264,
    "mask_h": 264
},
{
    "label": "crops",
    "instance_id": "3",
    "mask_svg": "<svg viewBox=\"0 0 264 264\" xmlns=\"http://www.w3.org/2000/svg\"><path fill=\"white\" fill-rule=\"evenodd\" d=\"M14 20H15V22H16V19L18 20V25H21V23H20V21H19V18H18V16L14 13ZM32 29V28H31ZM38 29H40V27L38 28ZM38 29H33V30H38ZM148 238V237H147ZM190 239H194V238H190ZM195 240V243H197V241H196V239H194ZM203 247V245H201V247L200 248H202Z\"/></svg>",
    "mask_w": 264,
    "mask_h": 264
}]
</instances>
